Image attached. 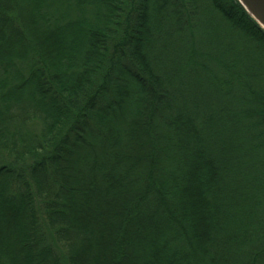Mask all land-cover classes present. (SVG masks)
<instances>
[{"label": "trees", "instance_id": "1", "mask_svg": "<svg viewBox=\"0 0 264 264\" xmlns=\"http://www.w3.org/2000/svg\"><path fill=\"white\" fill-rule=\"evenodd\" d=\"M0 264H264L238 0H0Z\"/></svg>", "mask_w": 264, "mask_h": 264}, {"label": "water", "instance_id": "2", "mask_svg": "<svg viewBox=\"0 0 264 264\" xmlns=\"http://www.w3.org/2000/svg\"><path fill=\"white\" fill-rule=\"evenodd\" d=\"M246 12L264 30V0H238Z\"/></svg>", "mask_w": 264, "mask_h": 264}]
</instances>
